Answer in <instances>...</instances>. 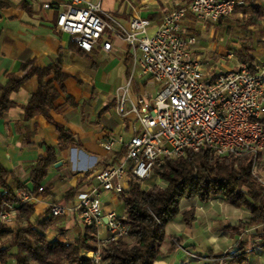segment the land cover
<instances>
[{
  "label": "crops",
  "instance_id": "crops-1",
  "mask_svg": "<svg viewBox=\"0 0 264 264\" xmlns=\"http://www.w3.org/2000/svg\"><path fill=\"white\" fill-rule=\"evenodd\" d=\"M100 1L103 9L120 21L134 16L149 18L152 32L167 12L191 0ZM238 1L239 5L258 3L264 8V0ZM46 2L60 6L46 9L42 6ZM68 2L0 0V88L6 85L8 74L25 75L27 71L23 64L27 61L46 67L61 58L62 71L67 74L65 91H61L55 100L51 121L42 114L24 120V106L39 85L36 75L9 94L11 105L0 115V166L10 172L8 183L19 181L32 191L33 165L40 156L47 154L46 146L56 151V162L48 168L40 184L47 193L33 190L36 197L32 223L46 218L47 209L53 203H71L90 176L113 162L114 153L107 152L102 146L104 138L119 135L129 138L138 129L133 115L121 118L114 109L115 91L125 84L132 67L127 43L113 39L112 48L107 51L102 46L106 40L104 36L92 51L79 49L69 34L55 27L58 12ZM238 14L240 18L243 16L242 12ZM225 23L224 19L217 23H202L192 16L183 21V33L197 37L195 55L204 62L207 73L237 68L242 62L239 57L243 47L238 39L231 37L230 25ZM251 54L255 57L256 67H263L264 51L259 53L254 49ZM145 78L140 74L134 76L130 88L132 96L147 94L144 88L151 83ZM1 95L0 90V98ZM58 124L70 131L78 146L68 142L66 133L58 130ZM120 148L117 144L114 150ZM261 177L264 184V173ZM73 189L76 190L73 199L66 201V194ZM107 194L110 199L104 202V214L121 203L118 195ZM191 209L193 218L186 222L183 213ZM248 214V209L234 207L222 196L212 197L207 202L199 198L182 199L180 213L168 224L166 238L153 264H234L232 259L241 244L245 248V261L241 264H264V241L252 237V228L239 226V219ZM7 225L15 227V218ZM83 227L80 217L69 213L55 217L54 227L47 229L45 235L48 240L73 241ZM105 235L106 230L101 228L99 237ZM174 239L178 244L173 242ZM189 253L202 258H191Z\"/></svg>",
  "mask_w": 264,
  "mask_h": 264
},
{
  "label": "built area",
  "instance_id": "built-area-1",
  "mask_svg": "<svg viewBox=\"0 0 264 264\" xmlns=\"http://www.w3.org/2000/svg\"><path fill=\"white\" fill-rule=\"evenodd\" d=\"M237 5L238 0H191L167 12L152 32L149 18L134 16L120 21L103 9L100 0H69L64 5L55 27L69 34L80 49L92 51L104 36L102 46L107 51L113 39L127 43L132 67L125 84L115 91L114 109L121 118L133 115L138 129L129 138L119 135L102 140L107 152L114 153L119 144L127 148L126 154L90 176L71 203H53L49 208L53 216L76 213L84 225L96 227L99 245L126 239L129 228L123 222L125 217L116 210L104 214L102 209L107 193L120 197L130 187V173L143 186L166 158L184 156L201 147L213 149L220 157L249 156L255 161L264 155V66L252 71L242 61L237 68L207 73L204 62L195 55L196 35L182 31L188 16L202 23H217L234 13ZM42 6L51 9L60 5L46 2ZM136 74L146 77L159 89L157 93L132 96ZM35 197L29 189L18 191L17 204L6 205L0 211V221L10 222L18 207L33 203ZM101 228L106 230L103 238L99 237ZM87 256L92 264L101 263L99 249Z\"/></svg>",
  "mask_w": 264,
  "mask_h": 264
},
{
  "label": "trees",
  "instance_id": "trees-1",
  "mask_svg": "<svg viewBox=\"0 0 264 264\" xmlns=\"http://www.w3.org/2000/svg\"><path fill=\"white\" fill-rule=\"evenodd\" d=\"M235 12L243 14L241 27L244 31L251 33L250 27L260 29L261 38L257 43L264 44V8L258 3L241 4L237 5ZM242 45L243 52L239 58L252 71L257 70L255 57L251 54V41H244ZM129 58L132 64V56ZM23 69L27 71L25 75L8 74L6 85L0 88V115L11 105L9 94L36 75L39 85L24 106V120L42 114L51 121L50 113L56 108L55 100L61 91H65L67 74L62 71V59L46 67H38L33 61H27ZM261 123L264 128V117ZM57 128L66 133L68 142L78 146L67 128L59 124ZM46 150L47 154L40 156L31 170L34 191L41 189L40 184L48 168L56 162L55 149L46 146ZM126 151L127 148L122 146L114 152L112 161H117ZM251 160L249 156L220 157L213 149L201 147L198 151L188 150L184 156L166 158L160 166H156L154 175L163 184L144 187L130 173V187L121 193L120 202L125 209L123 222L129 228L131 241L120 239L104 244L101 249L103 262L153 264L166 238V228L180 213V202L184 198H199L207 202L212 197L222 196L234 207L248 209L249 214L239 219V226L242 229L252 228V237L264 241V185L253 174ZM9 176L10 172L0 166V211L6 205L17 204L18 191L28 189L19 181L8 183ZM75 191L73 189L66 194V201L73 199ZM40 192L46 194L47 189ZM33 213L34 204L24 203L18 207L15 227L0 221V264H92L84 251L95 248L97 229L94 225H84L73 241L48 240L45 231L54 227L55 216L47 209L46 218L32 223ZM183 217L186 222L191 221L193 209L184 212ZM244 250L241 244L232 263L245 261Z\"/></svg>",
  "mask_w": 264,
  "mask_h": 264
},
{
  "label": "rangeland",
  "instance_id": "rangeland-1",
  "mask_svg": "<svg viewBox=\"0 0 264 264\" xmlns=\"http://www.w3.org/2000/svg\"><path fill=\"white\" fill-rule=\"evenodd\" d=\"M224 20L226 21V25H230V35L231 37L238 39L240 41V44L242 45L244 41H251L252 46H253V50L254 49H258L259 53L261 50L264 51V44H258L257 41L258 39L261 38V33H260V29L257 27H254L251 33H248L247 31H244V29L241 27V23H242V17L240 18L239 14L234 12L232 13L230 16H228L227 18H224ZM232 20V21H231ZM204 37H207L205 34H203ZM252 38V39H251ZM243 47V45H242ZM240 60V58H239ZM146 80V78H145ZM159 89L157 87H155L153 84H147V86L144 88V91H146V93L155 95L157 93ZM252 161L253 164V174L258 177V180L263 184V179H262V175L264 173V155L259 157L257 160ZM155 183H159V184H163V182H161L155 175H153L148 181H145L143 183L144 187H149L152 186ZM264 185V184H263ZM105 201L109 200L110 197H108V194L105 195L104 197ZM116 212L121 215V216H126L125 215V209L124 206L119 203L116 207H115ZM17 224V223H16ZM126 241H131L130 238H126ZM175 244H178L177 240L174 239L173 241ZM102 245H99V241L96 238V243H95V248L92 250H96L99 249L100 253H101V249H102ZM91 250H87L84 251V254L87 255V252H89ZM101 257H102V253H101ZM100 264H106L105 262H103V260H101Z\"/></svg>",
  "mask_w": 264,
  "mask_h": 264
},
{
  "label": "water",
  "instance_id": "water-1",
  "mask_svg": "<svg viewBox=\"0 0 264 264\" xmlns=\"http://www.w3.org/2000/svg\"><path fill=\"white\" fill-rule=\"evenodd\" d=\"M106 221V220H105Z\"/></svg>",
  "mask_w": 264,
  "mask_h": 264
}]
</instances>
